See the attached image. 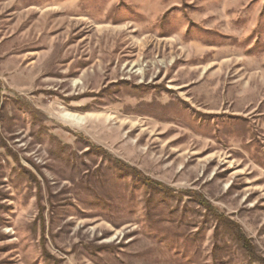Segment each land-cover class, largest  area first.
<instances>
[{
	"label": "rangeland",
	"instance_id": "obj_1",
	"mask_svg": "<svg viewBox=\"0 0 264 264\" xmlns=\"http://www.w3.org/2000/svg\"><path fill=\"white\" fill-rule=\"evenodd\" d=\"M258 258L264 0H0V264Z\"/></svg>",
	"mask_w": 264,
	"mask_h": 264
},
{
	"label": "trees",
	"instance_id": "obj_2",
	"mask_svg": "<svg viewBox=\"0 0 264 264\" xmlns=\"http://www.w3.org/2000/svg\"><path fill=\"white\" fill-rule=\"evenodd\" d=\"M135 173V172H134ZM140 179L144 182V183H146V184H149V185H153V186H155V187H157V188H159V186H160V184L158 183V182H156V181H153V180H150V179H148V178H145V177H140ZM200 201H202V202H205V204L204 205H206L207 207H209L208 205V202L207 201H205V200H200ZM214 216L217 218V219H223L222 217H221V215H219V214H217V213H214ZM224 220H226V219H224ZM226 222L228 223V225H229V227H235V224H233L234 222H231V221H229V220H226ZM236 237H237V239H238V241H240V244L242 245V247L244 248V249H247V247H249V244L247 243V240L244 238V236L242 235V233L240 232V231H236ZM257 261L259 262V263H264L263 261L264 260H262V259H260V258H258L257 259Z\"/></svg>",
	"mask_w": 264,
	"mask_h": 264
}]
</instances>
